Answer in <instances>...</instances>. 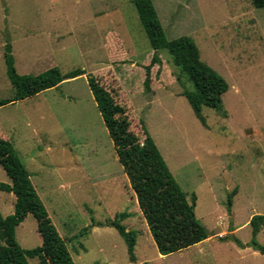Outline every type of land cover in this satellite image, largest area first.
<instances>
[{"label":"rangeland","instance_id":"rangeland-1","mask_svg":"<svg viewBox=\"0 0 264 264\" xmlns=\"http://www.w3.org/2000/svg\"><path fill=\"white\" fill-rule=\"evenodd\" d=\"M151 1L167 38L191 37L229 85L221 110L203 108L206 125L182 95L194 85L166 49L145 91L143 67L154 51L134 0H0V98L14 94L4 62L7 39L18 74L52 67L86 72L0 107V138L19 153L75 264H264L251 243L264 246V221L256 238L250 225L254 215L264 216V8L251 0ZM89 74L126 108L139 142L151 137L189 202L195 194L207 239L159 254ZM0 182L10 183L1 165ZM14 204L13 193L0 191L3 217ZM120 213L130 215L122 224L137 233L134 262L118 231L106 226ZM15 237L24 249L42 244L33 215ZM4 247L0 238V252Z\"/></svg>","mask_w":264,"mask_h":264},{"label":"trees","instance_id":"trees-1","mask_svg":"<svg viewBox=\"0 0 264 264\" xmlns=\"http://www.w3.org/2000/svg\"><path fill=\"white\" fill-rule=\"evenodd\" d=\"M251 1L254 7L264 8V0ZM134 5L154 51L151 63L143 67L146 75L145 91H151L153 65L161 63L158 52L166 49L174 64L194 85V91H183L182 95L188 100L197 118L206 125L203 108L222 109V97L229 89L227 81L201 59L199 49L191 37L181 36L173 40L167 38L151 0H134ZM4 62L14 94L10 98H0V107L57 87L64 80L86 74L83 69L62 73L58 67L37 75L18 74L9 39L4 46ZM87 81L158 252L169 255L207 239L209 235L206 228L196 218L195 194L189 202L154 141L148 136L143 143L139 142L130 129L126 108L115 101L99 78L89 74ZM0 165L10 179V183L0 182V191L13 193L15 196L13 214L3 217L0 213V238L5 244L0 252V264H29L30 258H38L40 264H75L66 241L52 223L39 198L19 153L9 140L3 138H0ZM230 205L231 202L228 203ZM30 214L37 222L42 244L33 249H24L16 240L15 229ZM128 217V213L117 214L106 226L118 231L128 247L130 260L134 262L137 233L127 230L122 224ZM263 221L262 215L252 217L250 225L253 238L260 233ZM251 243L254 250L264 254L263 245L254 239Z\"/></svg>","mask_w":264,"mask_h":264},{"label":"crops","instance_id":"crops-1","mask_svg":"<svg viewBox=\"0 0 264 264\" xmlns=\"http://www.w3.org/2000/svg\"><path fill=\"white\" fill-rule=\"evenodd\" d=\"M161 23H162V22H161ZM82 76H85V75H82ZM79 77H81V76H79ZM79 77H76V78H74V79H77V78H79ZM74 79H67V80H64L63 82H65V81H70V80H74ZM86 79H87V78H86ZM63 82H62V83H63ZM62 83H61V84H62ZM61 84H60V85H61ZM58 86H59V85H58ZM58 86H57V87H58ZM228 90H229V89H228ZM104 177H105V176H104ZM30 179H31V178H30ZM31 182H32V180H31ZM32 184H33V183H32ZM65 186H66V185H65ZM34 188H35V187H34ZM14 198H15V196H14ZM159 254H160V253H159ZM160 255H161V254H160Z\"/></svg>","mask_w":264,"mask_h":264}]
</instances>
